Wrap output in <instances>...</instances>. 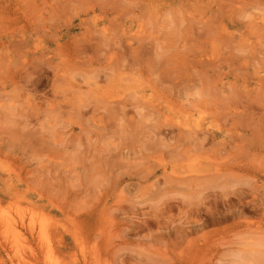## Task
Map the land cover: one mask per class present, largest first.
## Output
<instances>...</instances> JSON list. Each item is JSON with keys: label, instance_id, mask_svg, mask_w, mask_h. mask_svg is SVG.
<instances>
[{"label": "rangeland", "instance_id": "1", "mask_svg": "<svg viewBox=\"0 0 264 264\" xmlns=\"http://www.w3.org/2000/svg\"><path fill=\"white\" fill-rule=\"evenodd\" d=\"M132 1L0 0L1 215L57 264H264V0Z\"/></svg>", "mask_w": 264, "mask_h": 264}, {"label": "bare ground", "instance_id": "2", "mask_svg": "<svg viewBox=\"0 0 264 264\" xmlns=\"http://www.w3.org/2000/svg\"><path fill=\"white\" fill-rule=\"evenodd\" d=\"M127 1H130V0H127ZM132 1V0H131ZM133 1H135V0H133ZM133 1H132V3H133ZM158 1H162V0H137L136 2H140V3H142V4H146L145 6H147V4H149L150 6H152L154 3H156V2H158ZM191 1V0H190ZM90 2V1H89ZM126 2V1H125ZM174 2V1H173ZM194 2V1H193ZM205 2V1H204ZM124 3V2H123ZM131 2H130V4H132ZM135 3V2H134ZM133 3V4H134ZM159 3V2H158ZM179 3H181V2H179ZM178 3V4H179ZM187 3V2H186ZM189 3V2H188ZM192 3V2H191ZM206 3V2H205ZM91 4V3H90ZM135 4H137V3H135ZM139 4V3H138ZM178 4H176L177 6H178ZM192 4H194V3H192ZM92 5V4H91ZM182 5V4H181ZM138 6V5H137ZM143 6V5H142ZM164 6V5H163ZM174 6V5H173ZM180 6V5H179ZM178 6V7H179ZM192 6V5H191ZM202 6V5H201ZM139 7V6H138ZM156 7H158V6H156ZM165 8H166V6H164ZM176 7V6H175ZM196 8L198 7V6H195ZM144 8V10H146L145 9V7H143ZM150 8H152V7H150ZM154 8V7H153ZM159 8V7H158ZM168 8V7H167ZM171 9H172V7H170ZM182 8V7H181ZM194 8V7H193ZM196 8H194V9H196ZM142 9V8H141ZM160 9H164V8H160ZM174 9V8H173ZM188 9H189V7H188ZM199 9V8H198ZM206 9V8H205ZM204 9V10H205ZM143 10V9H142ZM153 10V9H152ZM184 10H186V9H184ZM190 10V9H189ZM188 10V11H189ZM150 11H151V9H150ZM162 11V10H161ZM172 11H174V13H175V9L174 10H172ZM191 11V10H190ZM193 11L194 10H192L191 12L193 13ZM156 12H158V11H156ZM180 12V11H179ZM190 12V13H191ZM194 12H196V10L194 11ZM159 13H160V11H159ZM185 13V12H184ZM189 13V14H190ZM197 13V12H196ZM154 14V13H153ZM161 14V13H160ZM159 14V15H160ZM176 14V13H175ZM180 14V13H179ZM194 14V13H193ZM203 14V13H202ZM184 15V14H183ZM194 15H196V14H194ZM189 16H192V14L191 15H189ZM197 16V15H196ZM181 17V16H180ZM207 17V16H206ZM190 18V17H189ZM194 18V17H193ZM197 19V18H196ZM200 19H201V17H200ZM193 20V19H192ZM180 21L182 22V21H184V19L182 18V19H180ZM199 21V20H198ZM190 24V23H189ZM103 28V27H102ZM192 28V27H191ZM189 30H190V28H189ZM103 31H105V30H103ZM131 31V30H130ZM133 32V31H132ZM136 32V31H135ZM100 33H102V32H100ZM125 33V32H124ZM130 33V32H129ZM134 33V32H133ZM103 34V33H102ZM109 34V33H108ZM127 34V33H126ZM105 34H103V36H104ZM135 36V35H134ZM137 36V35H136ZM135 36V37H136ZM103 39H104V37H103ZM105 42H108V39L106 38V36H105ZM137 39V38H136ZM109 40H111L110 38H109ZM113 40V39H112ZM112 40H111V42H112ZM135 41H137V40H135ZM134 41V42H135ZM138 41L140 42V40L138 39ZM133 42V41H132ZM133 42V43H134ZM109 43V42H108ZM129 43V42H128ZM131 43V42H130ZM118 44V43H117ZM106 45V44H105ZM106 46H109V44L108 45H106ZM129 47V46H128ZM133 47V46H132ZM131 47V48H132ZM136 47V46H135ZM134 47V48H135ZM85 50V49H84ZM134 51V49L132 48L131 49V51ZM168 51H171V50H168ZM134 52H137L136 50L134 51ZM133 53V52H132ZM168 53V52H167ZM57 54V53H56ZM55 54V55H56ZM172 54V53H171ZM70 57V56H69ZM79 57V56H78ZM138 57H140V56H138ZM68 58V57H67ZM183 58V57H182ZM50 59V58H49ZM72 59V58H71ZM175 61V60H174ZM172 63V62H171ZM178 63H179V61H178ZM160 63H158V65H159ZM169 64V63H168ZM180 64V63H179ZM170 65V64H169ZM168 65V66H169ZM173 65V64H172ZM162 69H163V67H161ZM165 68V67H164ZM169 69H170V67H168ZM172 69V68H171ZM167 71V70H166ZM161 72H163V71H161ZM168 72V71H167ZM166 73V72H165ZM163 75V74H162ZM160 76V75H159ZM165 76H167V75H165ZM169 77V76H168ZM157 82V81H156ZM2 83V82H1ZM5 85V84H4ZM204 87V86H203ZM204 89V88H203ZM140 93V92H139ZM152 93V92H151ZM153 94V93H152ZM200 94H201V92H200ZM137 95V94H136ZM150 96V95H149ZM148 96V98H151V97H153V96H150L149 97ZM201 96H203V95H200L199 97H201ZM231 96V95H230ZM119 97V96H118ZM126 97V96H125ZM109 98H114V97H109ZM108 98V99H109ZM130 98V97H129ZM155 98H156V96H155ZM167 98V97H166ZM116 99V98H115ZM120 99V98H119ZM146 99V98H145ZM158 99V100H157ZM162 99V98H161ZM128 100V99H127ZM149 100V99H148ZM156 100L159 102V98H158V96H157V98H156ZM164 100V99H163ZM162 100V101H163ZM122 104L120 103V101H117V102H119L121 105H123V103H124V99H122ZM143 101V100H142ZM146 101V100H145ZM107 102V101H106ZM109 102H111L110 100H109ZM203 102V101H202ZM201 102V103H202ZM108 103V102H107ZM106 103V104H107ZM112 103V102H111ZM108 103L109 104V106H112L114 103ZM119 103H117V104H119ZM146 103V102H145ZM151 103V101H149V103H147V105L148 106H150L149 104ZM155 103V102H154ZM157 103V102H156ZM162 103H165L164 101L162 102ZM108 104H107V106H108ZM116 103H115V106H118V107H116V108H119L121 105L119 104V105H117ZM126 104V103H125ZM167 104H168V102H167ZM167 104H164V105H166L167 106ZM173 104V103H172ZM200 104V103H199ZM203 104H204V102H203ZM81 105H83V104H81ZM151 105H152V103H151ZM156 105V104H155ZM159 105V104H158ZM12 106V105H11ZM153 106V105H152ZM151 106V107H152ZM162 106V105H161ZM174 106V105H173ZM202 106V105H201ZM83 107V106H82ZM122 107V106H121ZM124 107H125V105H124ZM151 107H149V108H151ZM159 107V106H158ZM168 107V106H167ZM172 108H174V107H172ZM9 109V108H8ZM110 109H112V108H110ZM113 109H115V108H113ZM144 109V108H143ZM152 109V108H151ZM154 109V108H153ZM157 109V108H156ZM178 109V108H177ZM197 109V108H196ZM142 110V109H141ZM167 110V109H166ZM194 109H192V111H193ZM154 111H156L155 109H154ZM159 111V110H158ZM168 111V110H167ZM174 111H176L175 109H174ZM173 111V112H174ZM10 112V111H9ZM157 112V111H156ZM171 112V111H170ZM168 113V112H167ZM186 113V112H185ZM161 114V113H160ZM191 114V113H190ZM170 115V114H169ZM192 115V114H191ZM166 116H168V115H166ZM192 117V116H191ZM165 122V121H164ZM171 122V121H170ZM172 124H173V122H172ZM178 124V123H177ZM181 123H179L178 125H180ZM187 124V123H186ZM186 124H184L183 126H184V128L187 126ZM199 124V123H198ZM200 124H202V123H200ZM168 125V124H167ZM186 125V126H185ZM171 126H173V125H171ZM204 125L202 124V127H203ZM170 127V126H169ZM197 127H199V126H197ZM205 127V126H204ZM180 128V127H179ZM178 128V129H179ZM199 128H201V127H199ZM181 129V128H180ZM180 129H179V131H180ZM183 129V128H182ZM182 129H181V131H182ZM190 129V128H189ZM198 129V128H197ZM207 129V128H206ZM211 129H212V127H211ZM185 130H186V128H185ZM193 130V129H192ZM189 131V130H188ZM191 131V130H190ZM196 131H198V130H196ZM194 132V131H192V132H194V133H196V134H198V132ZM210 131V130H209ZM185 132V131H184ZM186 132H187V130H186ZM203 132H205V129L203 130ZM213 132V131H212ZM187 133H189V132H187ZM199 133H200V131H199ZM206 133V132H205ZM204 133V134H205ZM208 133V132H207ZM191 133H189V135H190ZM193 134V133H192ZM202 133H200V135H201ZM209 134H210V132H209ZM181 135H183V132H182V134ZM177 136H178V134H177ZM192 136V135H191ZM194 136H195V134H193V138H194ZM208 136V135H207ZM210 137H212L213 138V136H211V135H209ZM197 137V136H196ZM201 137H202V135H201ZM200 137V138H201ZM203 137H204V135H203ZM217 137V136H216ZM209 137H207V139H208ZM190 139H192V138H190ZM202 139H205V141H206V138L204 137V138H202ZM218 140V139H217ZM194 141V140H193ZM204 141V140H203ZM202 142V141H201ZM209 142V141H208ZM208 142H207V144H208ZM211 143H212V141H210ZM209 142V143H210ZM199 143V142H198ZM197 143V144H198ZM199 145H201V144H199ZM200 147H202V146H200ZM206 155V154H205ZM188 157L189 156H187L186 155V158L188 159ZM190 158H191V156H190ZM189 160V159H188ZM211 165V164H210ZM209 165V166H210ZM216 165V164H215ZM205 166V165H204ZM1 167H3V166H0V168ZM96 167V166H95ZM210 167H212V166H210ZM91 168V167H90ZM97 168V167H96ZM100 167H98V169H99ZM209 168V167H208ZM1 169H3V168H1ZM163 169V168H162ZM215 171H217L216 170V166H215V169H214ZM3 171H6V170H4L3 169ZM93 171L94 172H96L97 173V171L96 170H94L93 169ZM210 171V170H209ZM91 172V171H90ZM99 172H100V170H99ZM102 172H104V171H102L101 170V175H103L102 174ZM163 172H164V170H163ZM99 174V173H98ZM161 175H163V173L161 174ZM10 176V175H9ZM93 176H95V175H93ZM163 176H165V172H164V175ZM105 177V176H104ZM90 181H92V180H90ZM99 182V181H98ZM215 183V182H214ZM10 188V190H11V192L10 193H7L6 194V196H5V198H7L8 199V203L6 204L5 203V205L7 206V207H10V208H13V209H15V211L17 212V213H19V214H16L17 216H18V218H17V216H16V218L14 217V216H11V215H6V214H8V213H6V214H2L1 215V213H0V240H1V243H2V246H3V248H5V250L7 251V253L10 255L11 254V258H12V260H14V261H17V263H20V260H22V255L20 254L21 253V251H24L23 252V254L24 253H26V251H25V249L23 250L22 248H17V244H18V240H19V237L21 236V233H22V231L23 230H26L28 233H29V235H30V237H32L33 238V240H34V243L36 244V246H37V250H38V253H39V256H41L42 257V264H57L56 262H54V260H53V258H52V252H51V248H50V246H49V241H46V239L47 238H45L46 237V235H47V237H48V234H47V228L49 227H47L46 225L47 224H45V225H43L42 223H45V222H43V221H41L40 222V224H39V221H37L38 222V224H39V226L36 224L37 222H36V220H43L44 218H43V216H41L40 217V219H39V217H36V215L38 216L39 214L38 213H40V215H42V213L44 212H40V211H34L36 208L35 207H33V206H31L30 204H29V200L27 201L28 202V204H27V206L30 208V211H29V213H28V218H27V220H25V221H28V223L26 224L25 223V221H24V214H22L21 212H20V210H17V208H18V202H17V199H18V197H20V193H18V190L17 189H15V188H13V187H9ZM205 188V187H204ZM6 189H7V187H6ZM199 194V193H198ZM19 201V200H18ZM170 201H172V200H170ZM201 201H203V200H201ZM30 202H32V201H30ZM173 203V202H172ZM33 204V203H32ZM27 206H25V207H27ZM27 207V208H28ZM192 207V206H191ZM1 208V207H0ZM28 208V209H29ZM32 210V211H31ZM33 212H34V214H33ZM26 213V212H25ZM33 215H35V217L33 216ZM47 227V228H46ZM51 231V230H50ZM56 232H57V230H55ZM23 232H25V231H23ZM52 233V232H51ZM54 233V232H53ZM49 234H50V232H49ZM59 234V233H58ZM28 235V234H27ZM52 235V234H51ZM55 235V234H54ZM50 236V235H49ZM56 236V235H55ZM29 237V236H28ZM52 237H53V235H52ZM32 238H30V239H32ZM49 239H51L50 237H49ZM32 240V241H33ZM51 241V240H50ZM20 244V243H19ZM18 244V245H19ZM22 245L20 244V247H21ZM22 249V250H21ZM21 250V251H20ZM31 252H32V247H31ZM37 250H35L36 252H37ZM29 253H30V251L29 250H27ZM29 253H26V254H29ZM32 254H34V258H37L35 255V253H33L32 252ZM24 256L26 257V255L24 254ZM33 255H31V257H32ZM24 257V258H25ZM28 257H30V255L28 256ZM41 257H40V260H41ZM27 258V257H26ZM24 260H26V259H24ZM24 260H22V261H24ZM23 263V262H22ZM41 263V262H40ZM0 264H2V262L0 263Z\"/></svg>", "mask_w": 264, "mask_h": 264}]
</instances>
